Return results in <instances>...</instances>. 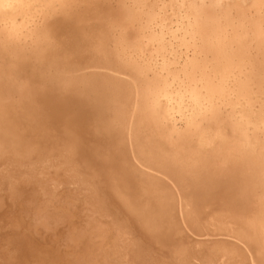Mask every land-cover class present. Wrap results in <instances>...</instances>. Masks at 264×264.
Wrapping results in <instances>:
<instances>
[{
	"label": "bare ground",
	"instance_id": "1",
	"mask_svg": "<svg viewBox=\"0 0 264 264\" xmlns=\"http://www.w3.org/2000/svg\"><path fill=\"white\" fill-rule=\"evenodd\" d=\"M0 264H264V0H0Z\"/></svg>",
	"mask_w": 264,
	"mask_h": 264
}]
</instances>
